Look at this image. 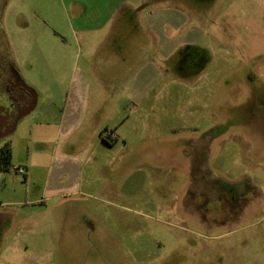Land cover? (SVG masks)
Returning a JSON list of instances; mask_svg holds the SVG:
<instances>
[{"label": "rangeland", "instance_id": "obj_1", "mask_svg": "<svg viewBox=\"0 0 264 264\" xmlns=\"http://www.w3.org/2000/svg\"><path fill=\"white\" fill-rule=\"evenodd\" d=\"M127 1L92 23L104 28L83 48L59 0H0V54L39 97L36 111L82 76L117 109L99 132L110 145L77 158L81 172L56 164L52 194L47 166L83 145L71 155L57 120L36 111L0 140L12 150L4 183L43 199L32 219L1 212L13 219L0 228V264H264V0ZM186 46L201 72L185 65ZM150 60L159 74L144 69ZM128 93L136 101L122 110ZM115 127L125 141L115 144ZM29 160L26 181L15 171Z\"/></svg>", "mask_w": 264, "mask_h": 264}, {"label": "crops", "instance_id": "obj_2", "mask_svg": "<svg viewBox=\"0 0 264 264\" xmlns=\"http://www.w3.org/2000/svg\"><path fill=\"white\" fill-rule=\"evenodd\" d=\"M62 5V9L65 17L69 21L70 28L72 29L73 34L76 33L80 38V44H83V48L86 45H89L91 38L96 36V33L102 30L104 27H101L100 23L93 24L94 22H101L112 20L114 14L120 10L124 9L128 5L127 0H59ZM92 7H96L95 12H90ZM101 10H100V9ZM97 10H100L98 13ZM106 11V15L104 14ZM107 19V20H106ZM107 21V22H108ZM165 44H169V41L166 40ZM171 43V42H170ZM113 45V44H112ZM162 46V45H160ZM117 49V47L115 48ZM117 52H120V48L117 49ZM131 53V48H128L126 54ZM161 57L163 60L169 59L171 57L172 52L165 50L164 48H160ZM129 58H124L122 61L127 62ZM144 65L146 70L149 68L152 69L155 73L161 72V67L156 63L147 62ZM129 64H124V67L128 68ZM96 70V69H95ZM93 83V81H91ZM85 77L74 78L70 81L68 89L65 93L59 92H50L44 95L43 102H48L51 108L43 111H36L37 106L39 104V97L36 96L35 105L33 108L24 113L29 114L31 112L36 111L41 114L42 117L46 119L57 120L56 121V133L58 137H65L66 144H68V148L72 150L71 155L75 154V149L77 144H82L85 151H81L74 159L65 160V159H54L50 165L47 166L46 178L43 184V194H52L57 192L58 190L54 187V184L51 183L52 176L55 171V165H62L64 163L73 162L74 165L81 164L80 172L83 169V159L78 160L77 158H81L82 156H87L86 161H91V155L94 152H90L89 150L98 148L105 144L102 140L99 132L101 130V126L103 128V120L102 117L104 115H112L115 112L116 105H114L113 94L109 95H98L91 93V83ZM128 90V88L126 89ZM145 95L143 96V98ZM142 99V97L140 98ZM136 101L135 96L129 94L126 96L124 104L121 105L122 110L127 109L131 103ZM127 106V108H126ZM40 116V115H39ZM108 122H106L107 126ZM45 125H50V121H47ZM14 131V130H13ZM38 141L41 143L45 140V136L48 133L45 130H41L38 132ZM45 137V138H44ZM115 139V144L122 139L119 135L117 127H115V134L111 136ZM125 141V138H123ZM122 139V140H123ZM85 154V155H84ZM97 161V159H96ZM24 169L26 174L23 177L24 180L28 181V179L32 176V168L33 161L29 160L27 162V166ZM22 169V168H18ZM17 169V170H18ZM17 170L15 171L16 173ZM1 171V169H0ZM14 171V170H12ZM3 173V171H1ZM21 176V175H20ZM3 174H0V189H2L1 193L3 196L0 197V228L3 227L8 221H12L11 215L1 214V212L6 211L7 209H12L16 218L22 216L24 213L29 216V218H33L36 215V211L29 207H34L36 204H39L41 200L34 201H24L22 193L23 191L19 187H9L8 184L4 183ZM31 180V179H30ZM28 193V192H26Z\"/></svg>", "mask_w": 264, "mask_h": 264}, {"label": "flooded vegetation", "instance_id": "obj_3", "mask_svg": "<svg viewBox=\"0 0 264 264\" xmlns=\"http://www.w3.org/2000/svg\"><path fill=\"white\" fill-rule=\"evenodd\" d=\"M187 47V46H186ZM188 47L183 50L180 56L184 57V62L189 71L201 72L204 64H200L202 59L199 57V53L191 50L189 58H185L188 53ZM197 53V55L195 54ZM195 54V55H194ZM192 55V56H191ZM199 57V58H198ZM0 64H3V72L5 78H0L4 82L2 89V94L0 95V117H5V123L3 125V133L11 132L16 127V122L19 118L26 112L30 111L35 105L36 96L33 91H31L24 83H22L19 78L14 74V71L8 64H11L0 54ZM175 66H179L178 62L173 63ZM176 67V68H177ZM8 69H10L8 71ZM5 80V81H4ZM264 122V111L258 116Z\"/></svg>", "mask_w": 264, "mask_h": 264}, {"label": "trees", "instance_id": "obj_4", "mask_svg": "<svg viewBox=\"0 0 264 264\" xmlns=\"http://www.w3.org/2000/svg\"><path fill=\"white\" fill-rule=\"evenodd\" d=\"M107 144L110 145V142L104 140ZM12 150L10 145L7 143L0 149V169L3 172L9 171L12 168Z\"/></svg>", "mask_w": 264, "mask_h": 264}, {"label": "water", "instance_id": "obj_5", "mask_svg": "<svg viewBox=\"0 0 264 264\" xmlns=\"http://www.w3.org/2000/svg\"><path fill=\"white\" fill-rule=\"evenodd\" d=\"M6 118L5 117H0V140L4 139L7 135L11 134V132H4L3 133V125L5 123ZM17 123V122H16Z\"/></svg>", "mask_w": 264, "mask_h": 264}, {"label": "built area", "instance_id": "obj_6", "mask_svg": "<svg viewBox=\"0 0 264 264\" xmlns=\"http://www.w3.org/2000/svg\"><path fill=\"white\" fill-rule=\"evenodd\" d=\"M17 172L21 176H24L26 174V171L24 169H18Z\"/></svg>", "mask_w": 264, "mask_h": 264}]
</instances>
